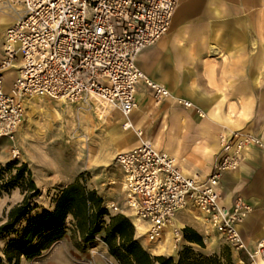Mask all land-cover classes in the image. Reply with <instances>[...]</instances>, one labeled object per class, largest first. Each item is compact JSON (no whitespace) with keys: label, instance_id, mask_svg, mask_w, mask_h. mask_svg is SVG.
Instances as JSON below:
<instances>
[{"label":"built area","instance_id":"obj_1","mask_svg":"<svg viewBox=\"0 0 264 264\" xmlns=\"http://www.w3.org/2000/svg\"><path fill=\"white\" fill-rule=\"evenodd\" d=\"M177 4L178 0H0V11L13 17L0 46V138L14 139L23 119V99L28 97L83 108L97 102L124 115L136 108L141 82L155 104L171 98L144 75L136 58L169 31ZM12 69L16 73L5 90L6 74ZM252 145L259 141L232 133L222 140L209 175L200 179L184 173L171 155L140 140L115 156L123 203H111L107 209L129 212L146 225V235L154 242L179 211L191 208L205 215L230 245L243 249L235 225L247 207L240 200L231 208L223 206L220 180L238 168L243 151ZM12 154L17 156L15 150ZM251 258L264 259V238Z\"/></svg>","mask_w":264,"mask_h":264},{"label":"crops","instance_id":"obj_2","mask_svg":"<svg viewBox=\"0 0 264 264\" xmlns=\"http://www.w3.org/2000/svg\"><path fill=\"white\" fill-rule=\"evenodd\" d=\"M0 18L5 19L0 21L2 27L13 22L12 16L2 12ZM136 65L147 78L163 86L171 98L155 104L150 90L141 82L136 87V108L126 118L117 109L97 110L94 103L92 110L102 118L110 156L147 140L174 157L184 173L204 179L218 158L223 139L234 132L254 137L259 145L247 147L240 168L220 180L223 206L231 208L237 196L253 206V213L238 227L247 241L245 232L250 226L254 227L255 222L264 226V0H178L169 31L138 54ZM14 76L13 69L6 74L9 85ZM29 101L26 99L24 105L31 108L38 99L32 106ZM115 113L118 125L112 120ZM86 118H81V128L87 125ZM126 122L129 129L124 128ZM78 174L64 178L58 188L73 182ZM90 188L104 203L121 199L119 185L100 183ZM173 224L178 229L191 228L203 237L207 234L202 220L187 210L179 211ZM164 231L162 240L168 241L170 229ZM262 233L251 236L248 244L253 246ZM70 236L67 231L35 258V264H102L98 259L114 264L104 243L80 254ZM138 242L148 252V243ZM75 258L87 261L75 262Z\"/></svg>","mask_w":264,"mask_h":264},{"label":"rangeland","instance_id":"obj_3","mask_svg":"<svg viewBox=\"0 0 264 264\" xmlns=\"http://www.w3.org/2000/svg\"><path fill=\"white\" fill-rule=\"evenodd\" d=\"M1 12L6 13L0 11V14ZM8 26H0V40L3 39L4 31ZM5 84V90H9L10 85L7 83V80ZM28 99L30 100V105L33 104V101L35 103L36 99H38V101L31 108L23 104V119L14 135V139L9 140L0 138V163H26L36 176L37 185L41 188L40 195L32 202V206H36V208L26 218L20 221L16 226L17 229L22 227L27 219L44 210H50L52 208V199L57 194L59 189L58 185L64 178L79 173L78 176H82L88 189H91L90 187L92 185L100 183H104L109 187L120 186L119 182L121 179L120 171L115 164V156L112 158L109 154L110 143L105 133V126L102 122V118L92 110V107L90 111L77 110L78 106L57 100L48 98H36L33 100L31 97H28ZM84 115L87 116L85 120V125H87L81 128L79 124H81L80 120ZM13 150L17 152L16 157L12 154ZM242 160L243 156L235 171L240 168ZM235 171L227 173H233ZM120 198V200L113 204L116 206L122 205L123 194L121 190ZM21 200L22 195L18 190H14L10 194H4L0 197V219H3V216L8 210L21 202ZM238 200L247 207L244 215L238 217L239 220H243L246 215H251L253 213V206L240 196L235 197L233 205ZM109 204L111 203L103 202L104 209L109 216L123 215L128 218L134 228L135 239L148 243L149 246L147 249L152 256L173 257L176 259L183 248L190 247L194 253L197 254L229 257L232 264H248L252 260L256 261V259L251 258V254L255 250L257 242L264 238V233H262L253 246L248 244V239L251 236L259 234L260 231L264 232V226H260L255 222L254 227L250 226L248 231L245 232L247 241L240 233L244 248L236 249L207 221L205 215L190 208L185 209L187 213L197 220H202L206 226L207 234L205 237L194 230L201 236L204 244L203 248L184 240L181 236L183 229L180 228H175V230L178 231V236L175 230H173L168 241H163L162 237H160L158 241L152 242L146 235L147 227L144 223L140 222V230L135 229L133 225V222L135 223L134 218L131 217L129 212L124 210L122 213H116L111 209H107ZM221 204H223L222 196ZM105 219L107 220L108 218L105 217ZM172 223L173 220L170 224ZM13 238V234H7L1 237L0 248L2 249L5 244ZM70 240L72 245L74 243L76 244L78 249L74 248L80 252V254L85 253L87 250L94 251L98 245L103 243L99 236H95L92 242L86 246L83 245L77 237H75L74 240L73 238ZM56 254L57 253H54L50 258L53 260ZM50 258L46 261L49 262ZM21 260L22 264H25V260L23 258ZM73 260L75 262L82 260L87 261V259L81 260L80 258H75ZM110 260L113 261L114 264H118L114 258H110ZM36 261L37 259H32L26 261V264H35ZM98 262L105 264L101 259H98Z\"/></svg>","mask_w":264,"mask_h":264},{"label":"trees","instance_id":"obj_4","mask_svg":"<svg viewBox=\"0 0 264 264\" xmlns=\"http://www.w3.org/2000/svg\"><path fill=\"white\" fill-rule=\"evenodd\" d=\"M14 190L19 191L22 200L0 219V238L7 234L14 235L0 248V264H20L22 258L30 261L39 257L61 240L67 230L71 232L73 240L77 237L85 246L99 236L108 254L118 264H232L229 257L197 254L190 247L183 248L176 259L150 255L135 239L130 220L123 215L109 216L102 198L95 190L87 188L81 175L58 189L50 210L27 219L17 229L20 221L36 208L32 202L40 195V190L26 163H0V197ZM183 238L204 247L201 236L191 228L183 229ZM73 245L77 248L75 243Z\"/></svg>","mask_w":264,"mask_h":264},{"label":"bare ground","instance_id":"obj_5","mask_svg":"<svg viewBox=\"0 0 264 264\" xmlns=\"http://www.w3.org/2000/svg\"><path fill=\"white\" fill-rule=\"evenodd\" d=\"M3 14H5V15H7V13H3ZM9 15V14H8ZM10 16V15H9ZM0 21H5V19L4 18H0ZM14 71H15V69H13ZM15 73H16V71H15ZM34 97H36V96H33V97H31V98H34ZM26 99H28V98H25V99H23V104H24V101L26 100ZM95 106H96V108H97V110H100V111H103V110H105L106 108L104 107V106H101L100 104H98L97 102H95ZM87 109H90V108H87ZM112 110V109H111ZM118 110V109H117ZM116 110V111H117ZM119 111V110H118ZM120 113H121V111H119ZM119 112H116V113H119ZM115 113V114H116ZM132 113V111L128 114V115H124V114H122V116L124 117V118H126V117H128L130 114ZM108 114V113H107ZM114 114V115H115ZM121 117V116H120ZM107 118V117H106ZM112 120H113V122H114V125H118L119 124V119H118V114H116L115 116H112ZM127 125H129V123L128 122H126L125 124H124V128H126V129H129V127L127 126ZM186 211V210H185ZM247 216L248 215H246L245 216V218L243 219V220H240V221H238L237 222V224L235 225V227H236V229H237V231L239 232V230H238V227H239V225L241 224V223H243V221L247 218ZM134 221H135V223H134V225L136 226V228L138 229V230H140V228H141V223H140V221H138L136 218H134ZM166 228H169L170 229V234L172 235V232H173V230L175 229V228H177V226H175L173 223L172 224H169V225H166L165 227H164V229H163V231H162V233H161V237H162V234H163V232H164V230L166 229ZM256 264H264V259H257L256 260Z\"/></svg>","mask_w":264,"mask_h":264}]
</instances>
